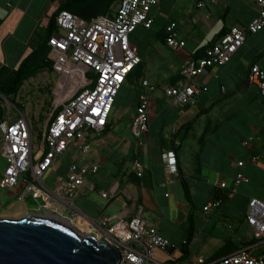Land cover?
Here are the masks:
<instances>
[{
    "label": "crops",
    "instance_id": "crops-1",
    "mask_svg": "<svg viewBox=\"0 0 264 264\" xmlns=\"http://www.w3.org/2000/svg\"><path fill=\"white\" fill-rule=\"evenodd\" d=\"M55 6V0H0V88L9 92L17 83L10 98L23 110L24 102L14 100L23 92L45 98L38 78L46 81L50 77L48 65L52 68V63L44 48L47 33L38 24L42 21L50 25ZM259 13L260 7L253 0H159L150 13L151 28L140 25L130 35L142 59L124 84L131 92L135 111L115 113L114 118L112 113L103 131H88L85 140L74 142L46 172L44 182L53 188L60 177H66L71 163L99 166L98 172L87 174L76 194L80 215L75 217L71 210L58 206L54 215L69 220L84 233L100 237L95 223L115 220L119 215L129 220L140 211L148 222L155 216L177 212L188 219L190 215L194 218V209H203L218 196L224 201L215 213L231 214V208L237 205L245 206L247 212L251 198L264 200V158L257 163L251 161L255 153L264 150V100L258 85L248 79L253 65L264 66V28L246 32L229 63L211 67L199 77L208 89L197 95L195 103L179 104L163 89L187 82L181 76L186 61L202 57L232 27L246 29ZM173 22L178 38L186 41L184 47L172 48L166 43L167 27ZM19 69L22 71L15 81ZM143 80H149L155 90L144 88ZM143 93L150 99L149 129L135 137L132 125ZM257 135L262 137L260 142L243 144ZM82 143L89 146L85 153L79 149ZM167 151L176 154L179 177L171 176L163 162ZM72 153L75 156L66 162L64 156ZM240 161H245L242 167ZM135 162L142 164V176H138ZM239 172L249 181L233 186ZM224 180L231 185L227 189L218 185ZM23 181L21 191L26 184ZM184 182L191 191L190 201ZM103 191L110 197L104 198ZM127 194L131 196L128 209L124 206ZM21 202L26 207L18 211L20 217L40 214L38 202L29 194ZM14 206L9 203L0 208L2 212L12 211Z\"/></svg>",
    "mask_w": 264,
    "mask_h": 264
},
{
    "label": "built area",
    "instance_id": "built-area-1",
    "mask_svg": "<svg viewBox=\"0 0 264 264\" xmlns=\"http://www.w3.org/2000/svg\"><path fill=\"white\" fill-rule=\"evenodd\" d=\"M260 7L259 15L246 29L232 27L212 43L202 57L185 62L181 76L187 82L176 86H164L167 96L179 104L196 102V97L208 87L199 81L211 67L229 63L233 54L241 47L246 32L256 33L264 28V0H253ZM159 0H120L112 15H98L84 19L68 10H59L55 6V28L49 38L46 49L52 68L59 75L54 88V103L47 123L42 129L38 143L34 142L32 125L26 116H12V110L21 109L10 97L0 92V107L4 118L0 121V144L2 155L7 161L5 172L1 175V187H14L20 179L26 181L24 189L18 194L20 201H26L27 195L38 202L40 214L54 215V208L71 210L73 216H79L76 194L84 184L88 173L99 170L97 164L80 165L71 163L65 178L60 177L55 187L50 188L44 182V175L55 162L77 141L86 139L88 131L101 132L109 123L120 89L126 83L129 74L141 62L138 48L131 40L134 30L144 25L151 28L153 19L151 10ZM202 5V4H201ZM39 29L48 33L49 22H39ZM177 24L167 27L166 43L172 48L186 45L178 38ZM249 81L257 84L264 100V66L251 67ZM142 86L148 91L155 90L149 80H143ZM149 104L147 93L140 96L132 131L140 137L149 129ZM261 136H252L243 141L245 146L260 142ZM89 146L80 144L79 149L87 152ZM264 158V150L255 153L251 161L257 163ZM163 162L169 174L180 176L177 157L174 151L163 154ZM245 161L238 165L242 167ZM138 176H142V164L135 162ZM249 178L239 172L233 178V186L248 182ZM222 189L231 185L229 181H219ZM114 193V192H113ZM114 195V194H113ZM102 196L109 198L110 193L103 191ZM131 196L128 194L124 206L128 209ZM223 204L222 198H216L204 206V210L217 209ZM245 220L252 229L255 243L243 246L233 253L216 259L197 257L185 261L159 262L154 259L157 248L172 252L175 247L158 227L147 222L140 211L131 219L122 215L117 219H105L95 223L101 232V241L120 251L118 264H264V200L251 198Z\"/></svg>",
    "mask_w": 264,
    "mask_h": 264
},
{
    "label": "rangeland",
    "instance_id": "rangeland-1",
    "mask_svg": "<svg viewBox=\"0 0 264 264\" xmlns=\"http://www.w3.org/2000/svg\"><path fill=\"white\" fill-rule=\"evenodd\" d=\"M106 0H85L81 6V14L90 15L94 13L101 6H105ZM119 0H113L108 6L110 13L114 11L118 5ZM55 5H59V0H55ZM50 65V64H49ZM48 65V73L50 77L45 81L42 77L38 78V85H42L45 98L34 97L31 93L27 94V91L23 92L19 100L26 105L23 113L27 115L28 120L32 125V132L34 134V142L38 143L42 129L47 123L48 116L53 106V90L59 80V75L54 72L51 66ZM47 67V66H46ZM54 72V74H53ZM33 96V97H32ZM41 107V109H39ZM134 112L135 106L131 102V92L124 85L119 91L115 109L113 110L112 118L115 113ZM18 115L22 113L14 108L12 110V116L17 119ZM73 154V153H72ZM75 155H67L66 162L73 158ZM7 167V161L2 155L0 144V178L5 172ZM264 180V174H262ZM24 181L20 179L18 184L14 187H1L0 186V207L6 206L9 203L15 205V210L12 211H0V216L3 217H15L18 218L19 210L25 209L23 202L18 200V194L23 188ZM203 209L196 208L193 210L194 226L191 227L190 218L186 219L182 216H178L177 212H167L164 216H155L154 220L148 222L155 227L162 230V234L170 239L175 250L169 252L161 248H157L154 251V259L159 262H171L181 259L183 253L181 248L185 241L189 240L187 245V260H191L197 257H204L206 259H216L223 255H227L235 252L243 247L244 243L252 241L253 233L250 225L245 220L246 207L237 205L231 208V214L224 211H210L205 213ZM13 212V213H12ZM255 243V241H254ZM236 249V250H235ZM259 251L264 252V246H260Z\"/></svg>",
    "mask_w": 264,
    "mask_h": 264
},
{
    "label": "water",
    "instance_id": "water-1",
    "mask_svg": "<svg viewBox=\"0 0 264 264\" xmlns=\"http://www.w3.org/2000/svg\"><path fill=\"white\" fill-rule=\"evenodd\" d=\"M119 259L117 248L65 218L0 216V264H118Z\"/></svg>",
    "mask_w": 264,
    "mask_h": 264
},
{
    "label": "trees",
    "instance_id": "trees-1",
    "mask_svg": "<svg viewBox=\"0 0 264 264\" xmlns=\"http://www.w3.org/2000/svg\"><path fill=\"white\" fill-rule=\"evenodd\" d=\"M84 1L85 0H59V10H68L74 14H77L79 16H81L82 18L84 19H91L92 17H95V16H98V15H102V14H105V15H112V13L109 12L108 10V6L110 5V3L113 1V0H106L105 1V6H101V8H99V10L97 9L94 13L90 14V15H83L81 14V6L82 4H84ZM120 1V0H119ZM58 12H55L53 15H52V18H51V21H50V27L48 29V33H47V37H46V40L44 42V48L46 49V45H47V42L49 40V38L51 37L52 33H53V30L55 28V22H56V16H57ZM47 51V49H46ZM22 67H24V63L22 64ZM22 69V68H21ZM21 69H19L17 71V74L15 76V81L18 80V78L20 77V71H22ZM16 87H17V83H15V87H13L9 92L0 88V92L2 94H4L5 96L7 97H10L13 93H15L16 91ZM20 109L23 111V107L21 105H19ZM4 110L0 107V121L3 120L4 118ZM184 191H185V196L187 198V200H191V191L189 189V186L187 185L186 182H184ZM217 198H222V196H218ZM224 201V200H223ZM190 222H191V227L194 226V218H193V215H190ZM255 240H252V241H248L246 243H244L243 246H247V245H250V244H253ZM189 244V240L185 241V243L183 244L182 248H181V251L183 253L182 257L180 260L178 261H185L187 260V253H188V250H187V245ZM236 250V249H235ZM224 256V255H223Z\"/></svg>",
    "mask_w": 264,
    "mask_h": 264
},
{
    "label": "flooded vegetation",
    "instance_id": "flooded-vegetation-1",
    "mask_svg": "<svg viewBox=\"0 0 264 264\" xmlns=\"http://www.w3.org/2000/svg\"><path fill=\"white\" fill-rule=\"evenodd\" d=\"M3 209L2 208H0V211H2Z\"/></svg>",
    "mask_w": 264,
    "mask_h": 264
}]
</instances>
